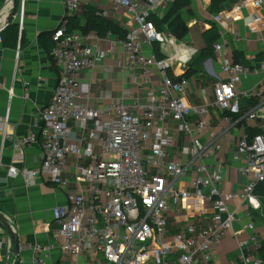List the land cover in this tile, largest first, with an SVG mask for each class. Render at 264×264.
Listing matches in <instances>:
<instances>
[{
  "label": "built area",
  "instance_id": "2783aa9c",
  "mask_svg": "<svg viewBox=\"0 0 264 264\" xmlns=\"http://www.w3.org/2000/svg\"><path fill=\"white\" fill-rule=\"evenodd\" d=\"M106 1L129 16L123 22L126 38L118 40L125 49L123 68L146 78L157 70L161 84L144 102L133 99L129 90L121 97L102 91L99 98L110 105L94 109L92 89L81 76L101 69L108 53L69 32L67 20L53 32L50 55L59 80L35 124L43 138V163L24 174L29 186L50 180L68 201L52 210L53 242L27 246L33 264H46L54 249L85 264H215L217 249L230 232L241 264H264L261 240L255 235L243 240L235 230L242 212L251 220L252 211L263 209L257 190L264 185V55L250 65L234 62L228 41L231 33L238 43L249 35L262 39L264 0H240L214 15L220 37L213 51L222 76L204 87L201 102L189 97L190 78L174 74L188 71L194 49L152 21L162 19L176 0ZM65 4L74 14L82 2ZM24 6L22 0L21 16ZM247 11L252 13L245 17ZM238 23L244 29L231 30ZM234 131L239 137L232 140L233 159L243 163L244 185L226 192L221 187L225 166L215 159ZM0 140L23 152L37 135L15 139L8 118L0 117ZM245 231L255 233L252 220ZM11 246L10 263L23 264Z\"/></svg>",
  "mask_w": 264,
  "mask_h": 264
},
{
  "label": "crops",
  "instance_id": "0c3cea01",
  "mask_svg": "<svg viewBox=\"0 0 264 264\" xmlns=\"http://www.w3.org/2000/svg\"><path fill=\"white\" fill-rule=\"evenodd\" d=\"M16 1L18 10L15 20L19 22L21 33L18 48H6L3 43L0 44V117L8 118V131L15 139L35 132L37 142L23 152H16L12 142L3 144L0 140V213L10 220L15 229L20 243V256L25 260L23 264H33V253L27 246L48 245L53 242V230L56 225L52 210L68 201L50 180L41 178L35 186H29L24 174L39 170L43 163V138L35 124L40 112L50 104L59 80V69L50 55L53 48L52 34L63 21H68V18L81 19L89 5L100 12H107L105 17L121 27L129 16L123 9L114 10L106 0H81L80 10L74 14H68L66 0H24L25 6L21 16L22 0H15V6ZM180 3L185 13L191 16L188 20L181 15L188 27V42L184 43L194 49L196 57L206 48V32L216 29L220 37V28L214 21L215 14L209 11L212 0H176L172 5ZM232 6L230 3L225 5L226 9ZM10 8L11 5L8 1L6 3V0L0 4V24L6 22L7 16L4 12ZM177 10L179 12V8ZM251 13L247 11L244 16L247 17ZM259 13L264 15V10ZM182 14L184 15L183 12ZM80 26L85 29L86 21L81 19ZM237 29L243 30L244 23L235 24L231 30ZM76 32L84 37L88 46L108 53L101 69L87 71L81 76V82L90 84L92 89V108L109 107L110 101L99 98L102 91H111L114 97H121L125 90H129L133 99L144 102L149 92L159 89L162 77L157 70L146 78L142 73L128 72L123 68L125 49L117 37H99L94 32ZM261 36L262 39L258 36L250 38L249 35V40L238 43L231 33L228 41L233 45L231 57L234 62L250 65L263 56L264 31ZM110 68L113 70L107 72ZM187 72L182 73L177 69L174 74L176 77H182ZM220 76V63L214 52L210 56H203L201 74L199 77H190V99L193 102L203 101L204 87L211 85ZM209 135L205 133L203 136L207 138ZM238 137L239 133L234 131L229 138L224 139L221 143L222 150L215 159L225 166V178L221 187L226 192L240 190L244 185L241 174L243 163L233 159L232 140ZM18 156H24V159H16ZM216 165L213 164L215 167ZM12 169L18 171L17 176L12 174ZM261 212L252 211L251 214V220L256 225L254 234L245 231L251 221L246 210L241 213V221L235 230L241 232L240 238L243 240L257 236L264 246V229L255 221V218L264 214V209ZM10 239V234L0 222V264H13L8 259L13 258L7 250L11 246ZM11 247L13 250L14 245ZM239 253L237 239L234 233L230 232L217 249L215 264H241ZM46 264H85V261L54 249Z\"/></svg>",
  "mask_w": 264,
  "mask_h": 264
},
{
  "label": "trees",
  "instance_id": "16d2710c",
  "mask_svg": "<svg viewBox=\"0 0 264 264\" xmlns=\"http://www.w3.org/2000/svg\"><path fill=\"white\" fill-rule=\"evenodd\" d=\"M5 0H0V4ZM240 0H212L210 6V12L212 14H218L224 9L225 5L230 3L232 5L236 4ZM18 10V1H16V6L14 9V19L9 23V25L2 32L3 45L6 48L17 49L20 40V27L16 24L15 17ZM94 6H87L85 12L82 15L83 20L86 21V28L80 26L81 19L79 18H68L67 26L69 32L80 31L82 33L94 32L99 37H107L112 35L120 40L126 38V31L116 22L111 21L106 18L103 14ZM152 21L155 23L156 27L160 31H166L175 36L179 41L185 40L188 36V27L185 20L182 18L181 14L178 12L177 7L171 5L167 10L165 16L160 19L154 17ZM204 39L206 42V48L201 51V53L194 57L192 60L189 70L185 77H199L201 74V65L203 56H210L213 54V46L219 40V35L216 29L208 31L204 34ZM157 54L161 56L159 50ZM257 193L262 197L263 209H264V185L258 188ZM260 257L264 260V246L259 250Z\"/></svg>",
  "mask_w": 264,
  "mask_h": 264
},
{
  "label": "water",
  "instance_id": "95a60500",
  "mask_svg": "<svg viewBox=\"0 0 264 264\" xmlns=\"http://www.w3.org/2000/svg\"><path fill=\"white\" fill-rule=\"evenodd\" d=\"M8 0H6L7 3ZM14 9H15V0H13V4H12V8H11V12H10V16L7 19L6 24L4 25V27H2V29L0 30L1 33L5 30V28L9 25V23L14 19ZM16 19V18H15ZM16 21V20H15ZM16 24L19 25V22L16 21ZM0 222L3 224V226L7 229L8 233L11 236V244L14 245V249H13V255L15 257H18L20 255V243L17 239V235L15 232V229L12 225V223L10 222V220H8L4 215H2L0 213Z\"/></svg>",
  "mask_w": 264,
  "mask_h": 264
},
{
  "label": "rangeland",
  "instance_id": "374dc122",
  "mask_svg": "<svg viewBox=\"0 0 264 264\" xmlns=\"http://www.w3.org/2000/svg\"><path fill=\"white\" fill-rule=\"evenodd\" d=\"M12 1H11V3H10V5H12ZM177 8H179V12L181 13V15L184 17V19H190L191 18V16H190V14H186L185 13V10L182 8V6H181V3L180 4H178V5H175ZM168 10V9H167ZM167 10L165 11V12H167ZM182 12L184 13V15L182 14ZM187 38V37H186ZM185 38V40H183V43L184 42H188V38L186 39ZM257 217V216H256ZM255 221L256 222H258L259 224H260V226L264 229V214H262V215H259L257 218H255Z\"/></svg>",
  "mask_w": 264,
  "mask_h": 264
},
{
  "label": "bare ground",
  "instance_id": "6f19581e",
  "mask_svg": "<svg viewBox=\"0 0 264 264\" xmlns=\"http://www.w3.org/2000/svg\"><path fill=\"white\" fill-rule=\"evenodd\" d=\"M8 3H11V0H8ZM11 8H12V5H11ZM11 8L9 10H7V11L4 10L5 11L4 14L7 16L6 17V21H7L8 17L10 16Z\"/></svg>",
  "mask_w": 264,
  "mask_h": 264
}]
</instances>
